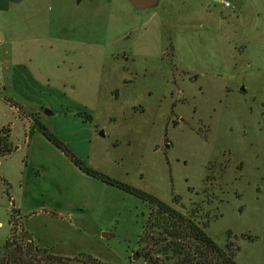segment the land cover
I'll return each mask as SVG.
<instances>
[{
  "label": "rangeland",
  "instance_id": "1",
  "mask_svg": "<svg viewBox=\"0 0 264 264\" xmlns=\"http://www.w3.org/2000/svg\"><path fill=\"white\" fill-rule=\"evenodd\" d=\"M222 1L53 0L47 36L0 32L15 148L0 156V247L12 219L62 264H144L147 204L83 174L36 118L86 166L200 208L237 264H264V0Z\"/></svg>",
  "mask_w": 264,
  "mask_h": 264
},
{
  "label": "trees",
  "instance_id": "2",
  "mask_svg": "<svg viewBox=\"0 0 264 264\" xmlns=\"http://www.w3.org/2000/svg\"><path fill=\"white\" fill-rule=\"evenodd\" d=\"M81 116L90 121L89 115ZM34 125L37 131L68 156L83 174L129 193L147 204L148 213L137 240L138 255L144 264H237L231 243L220 247L205 233V227L197 220L200 208H193L191 211L182 207L175 209L146 192L105 176L70 155L58 138L36 118ZM8 134V127L0 129V156H5L15 149L9 142ZM4 185L7 186L5 183ZM177 201L174 197L173 202ZM8 223L10 232L0 247V264H62L63 257L40 247L23 230L17 231L12 219Z\"/></svg>",
  "mask_w": 264,
  "mask_h": 264
},
{
  "label": "crops",
  "instance_id": "3",
  "mask_svg": "<svg viewBox=\"0 0 264 264\" xmlns=\"http://www.w3.org/2000/svg\"><path fill=\"white\" fill-rule=\"evenodd\" d=\"M52 1L0 0V32H5L9 41L47 36L51 29L49 7ZM8 129L10 139L11 131ZM58 137L61 138V135ZM63 141L67 143V139Z\"/></svg>",
  "mask_w": 264,
  "mask_h": 264
},
{
  "label": "water",
  "instance_id": "4",
  "mask_svg": "<svg viewBox=\"0 0 264 264\" xmlns=\"http://www.w3.org/2000/svg\"><path fill=\"white\" fill-rule=\"evenodd\" d=\"M135 10H146L152 8L158 4V0H126ZM135 255L132 256V260H135Z\"/></svg>",
  "mask_w": 264,
  "mask_h": 264
},
{
  "label": "built area",
  "instance_id": "5",
  "mask_svg": "<svg viewBox=\"0 0 264 264\" xmlns=\"http://www.w3.org/2000/svg\"><path fill=\"white\" fill-rule=\"evenodd\" d=\"M212 2H219L223 7H227L228 3L222 0H211Z\"/></svg>",
  "mask_w": 264,
  "mask_h": 264
}]
</instances>
